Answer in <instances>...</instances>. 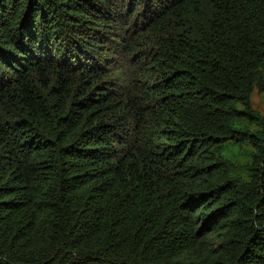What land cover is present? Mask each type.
Segmentation results:
<instances>
[{
  "label": "trees",
  "instance_id": "1",
  "mask_svg": "<svg viewBox=\"0 0 264 264\" xmlns=\"http://www.w3.org/2000/svg\"><path fill=\"white\" fill-rule=\"evenodd\" d=\"M264 0H0V264H264Z\"/></svg>",
  "mask_w": 264,
  "mask_h": 264
},
{
  "label": "rangeland",
  "instance_id": "2",
  "mask_svg": "<svg viewBox=\"0 0 264 264\" xmlns=\"http://www.w3.org/2000/svg\"><path fill=\"white\" fill-rule=\"evenodd\" d=\"M251 106L260 114H264V91L254 90L251 96Z\"/></svg>",
  "mask_w": 264,
  "mask_h": 264
}]
</instances>
